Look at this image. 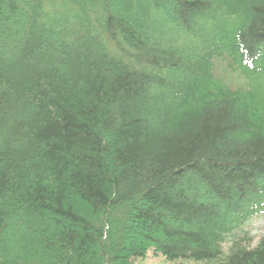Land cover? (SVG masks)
Instances as JSON below:
<instances>
[{"label":"trees","instance_id":"obj_1","mask_svg":"<svg viewBox=\"0 0 264 264\" xmlns=\"http://www.w3.org/2000/svg\"><path fill=\"white\" fill-rule=\"evenodd\" d=\"M259 213L264 0H0V264H264Z\"/></svg>","mask_w":264,"mask_h":264},{"label":"rangeland","instance_id":"obj_2","mask_svg":"<svg viewBox=\"0 0 264 264\" xmlns=\"http://www.w3.org/2000/svg\"><path fill=\"white\" fill-rule=\"evenodd\" d=\"M243 231L249 233L254 242H257L259 238L264 236V213H259L248 219L243 225Z\"/></svg>","mask_w":264,"mask_h":264}]
</instances>
